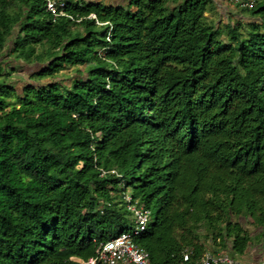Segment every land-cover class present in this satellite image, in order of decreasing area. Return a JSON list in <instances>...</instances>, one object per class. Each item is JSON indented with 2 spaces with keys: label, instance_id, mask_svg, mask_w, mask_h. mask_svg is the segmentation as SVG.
<instances>
[{
  "label": "trees",
  "instance_id": "trees-1",
  "mask_svg": "<svg viewBox=\"0 0 264 264\" xmlns=\"http://www.w3.org/2000/svg\"><path fill=\"white\" fill-rule=\"evenodd\" d=\"M213 2L0 0V58L50 79L0 60V264H82L132 229L127 191L151 264L264 260V0L224 26Z\"/></svg>",
  "mask_w": 264,
  "mask_h": 264
},
{
  "label": "built area",
  "instance_id": "built-area-1",
  "mask_svg": "<svg viewBox=\"0 0 264 264\" xmlns=\"http://www.w3.org/2000/svg\"><path fill=\"white\" fill-rule=\"evenodd\" d=\"M46 9L50 12L53 19L58 16L72 17L64 11L66 0H44ZM240 8H252L257 0H231ZM88 17H95L94 14ZM98 24H103L96 21ZM111 27L109 28V32ZM114 173V171H111ZM125 209L132 216V229L120 233L117 236L99 242L96 246L94 255L82 261V264H151L147 251L138 245L134 238L142 233L149 221L150 210L143 204L134 200L132 195L127 191L122 196ZM190 251L183 255V261L189 259ZM195 264H251L241 259L229 256L227 253L214 254L206 251ZM260 264H264L262 261Z\"/></svg>",
  "mask_w": 264,
  "mask_h": 264
},
{
  "label": "rangeland",
  "instance_id": "rangeland-1",
  "mask_svg": "<svg viewBox=\"0 0 264 264\" xmlns=\"http://www.w3.org/2000/svg\"><path fill=\"white\" fill-rule=\"evenodd\" d=\"M214 7L210 6L206 13L207 17L215 22L217 26H224L227 22L233 21L234 17H241L244 14L242 13V8L235 5L231 0H213ZM243 14V15H242ZM244 17V16H243ZM246 19V18H244ZM0 60H4L5 62L2 65H11V66H18L17 71L13 72V78L11 82L15 84V87L18 92L22 90V88L29 84H36V83H46L50 81V79H43L40 81H35L31 79L30 75L34 72L37 68V64H27L21 60L13 59V57L5 56L0 58ZM76 75L74 69L72 67L65 68L62 70L58 75L53 78V81H63L64 83L69 84L70 79ZM9 102H14L13 97L8 98ZM10 105L8 106V108ZM151 218V214H150ZM251 229V228H250ZM252 230V229H251Z\"/></svg>",
  "mask_w": 264,
  "mask_h": 264
},
{
  "label": "crops",
  "instance_id": "crops-1",
  "mask_svg": "<svg viewBox=\"0 0 264 264\" xmlns=\"http://www.w3.org/2000/svg\"><path fill=\"white\" fill-rule=\"evenodd\" d=\"M87 1H105V2H110V3H114V4H117V3H122L123 1L125 0H87ZM258 250H256L255 248H252L250 251H249V254L247 256V259L248 261L251 262V264H260L262 261L264 260H261L262 257H260V255L257 253ZM259 259V260H258ZM243 260V259H242ZM245 259L243 261H246ZM258 260V261H257ZM261 260V261H260Z\"/></svg>",
  "mask_w": 264,
  "mask_h": 264
}]
</instances>
